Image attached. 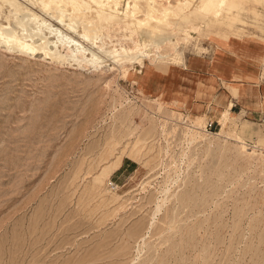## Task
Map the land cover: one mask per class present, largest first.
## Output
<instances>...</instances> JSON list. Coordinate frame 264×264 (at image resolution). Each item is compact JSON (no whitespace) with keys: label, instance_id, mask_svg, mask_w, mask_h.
Masks as SVG:
<instances>
[{"label":"rangeland","instance_id":"obj_1","mask_svg":"<svg viewBox=\"0 0 264 264\" xmlns=\"http://www.w3.org/2000/svg\"><path fill=\"white\" fill-rule=\"evenodd\" d=\"M46 1L100 16L106 51L142 44L152 57L78 65L62 46L59 62L0 47V264H264V149L249 145L256 133L264 138V118L248 120L247 145L176 101L165 72L159 85L143 84L145 74L186 70L187 61L191 75L207 76L228 33L217 24L232 23L238 7L240 34L264 46L245 12L260 13L264 27V0L231 2L223 18L214 0L204 11L197 3L191 23L177 8L175 30L155 35L106 0ZM220 50L221 63H232ZM259 64L254 83L263 86ZM121 161L135 163L116 171Z\"/></svg>","mask_w":264,"mask_h":264},{"label":"bare ground","instance_id":"obj_2","mask_svg":"<svg viewBox=\"0 0 264 264\" xmlns=\"http://www.w3.org/2000/svg\"><path fill=\"white\" fill-rule=\"evenodd\" d=\"M226 1L227 4L224 5V0H214L217 18H222L224 9L229 3L234 2ZM197 3L200 10L204 11L210 0H176V5L172 0H106L111 10L117 13L121 7L141 29L152 31L153 35L161 29L175 30L172 21L178 20L175 13L177 8L183 16L182 19L186 23H191V16L188 13L191 6L194 7ZM50 4L51 2L42 0L37 5L29 7L20 0H0V47L10 53L33 57L40 54L43 59L59 62L66 59L58 50L62 46L68 50L69 58L78 65L81 63L94 65L110 60L116 66L125 67L136 66L145 59H151L148 45L135 44L132 49L106 51V46L96 34L100 16H97V21L90 20L78 4L72 5L71 11L65 9L63 1L54 4V9ZM4 7L10 8L12 13L5 12ZM37 7L44 14H38L35 11ZM153 41L154 38H151V42ZM183 41L184 44L186 39ZM254 148H257V145H254Z\"/></svg>","mask_w":264,"mask_h":264},{"label":"crops","instance_id":"obj_3","mask_svg":"<svg viewBox=\"0 0 264 264\" xmlns=\"http://www.w3.org/2000/svg\"><path fill=\"white\" fill-rule=\"evenodd\" d=\"M236 2L238 3L237 0H234L233 3ZM241 7L244 12L246 6L242 5ZM239 8L240 7L233 13L234 17L230 16V19H233L235 22L233 21L230 24L216 23L219 25V29L221 26H225L222 30L224 29L228 33L223 32L221 36H219L223 39V42L220 43L218 41L216 43V53L218 54L214 56L211 64L207 67V76L196 75V77L191 75L194 69L190 68V66L195 62L187 61L184 67L186 70L175 66L167 67L166 71L160 68L163 72L154 70L155 76L152 77H148V74H145L143 84L152 83V85L154 84L155 86L157 84L159 85V79L165 72L163 87L174 92V99H176V101H181L184 97V101H182L186 104L187 108L193 112V115L204 116L208 122L211 121L216 123L221 129L222 127H231L235 135H237L242 142L246 143L243 136L251 132L249 125L251 122L248 120L251 118L254 123L262 117L264 118V100L262 101V97L264 96V85H256L254 83L256 74L253 69L257 63H260V72L257 79L264 82V46L261 44L258 45V43L253 44V41L243 38L244 36L250 39V36L240 34L239 31L241 28L238 26L246 23L242 20L241 14L238 13ZM251 11L252 10L249 9L245 12H248L253 20L257 22L258 28L264 31V27L260 26L255 19V16H260V13H252L255 11ZM238 14L239 17H237ZM211 28H216V26ZM230 36L232 38H237V44H233L232 40L229 38ZM220 46L224 48L225 52L235 58L232 63H221V59H223L224 56L221 55L222 49L220 50ZM243 56L246 58H243ZM149 78H151V80ZM209 100L213 101V104H209ZM205 106H207L208 109L204 111ZM208 124L211 123L209 122ZM263 141L264 138L256 133V138L253 139L249 145L251 147L257 145V148L264 149L262 145ZM246 144L248 145V143ZM133 163L124 164L123 161H121L116 171L122 168H124L123 170H127L133 166Z\"/></svg>","mask_w":264,"mask_h":264},{"label":"built area","instance_id":"obj_4","mask_svg":"<svg viewBox=\"0 0 264 264\" xmlns=\"http://www.w3.org/2000/svg\"><path fill=\"white\" fill-rule=\"evenodd\" d=\"M208 125H210V124H208Z\"/></svg>","mask_w":264,"mask_h":264}]
</instances>
